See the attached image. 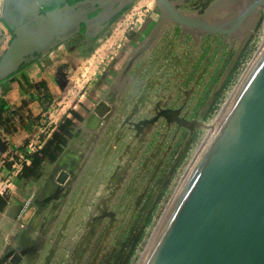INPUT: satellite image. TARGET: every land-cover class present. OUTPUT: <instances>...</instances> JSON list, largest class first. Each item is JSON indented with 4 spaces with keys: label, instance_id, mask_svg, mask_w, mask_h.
Returning a JSON list of instances; mask_svg holds the SVG:
<instances>
[{
    "label": "rangeland",
    "instance_id": "374dc122",
    "mask_svg": "<svg viewBox=\"0 0 264 264\" xmlns=\"http://www.w3.org/2000/svg\"><path fill=\"white\" fill-rule=\"evenodd\" d=\"M172 1L202 14L219 0ZM122 10L118 18L129 27L113 37L125 44L114 50L101 42L104 52L114 51L111 67L81 90L71 85L49 112L70 110L76 99L86 117L75 120L58 158L41 165L15 216L0 220V264H124L141 236L127 263L138 264L209 123L261 43L263 10L242 39L167 23L136 56L160 11L155 0ZM51 122L41 126L37 146Z\"/></svg>",
    "mask_w": 264,
    "mask_h": 264
},
{
    "label": "water",
    "instance_id": "95a60500",
    "mask_svg": "<svg viewBox=\"0 0 264 264\" xmlns=\"http://www.w3.org/2000/svg\"><path fill=\"white\" fill-rule=\"evenodd\" d=\"M70 1L20 0L24 10L19 20L12 18L14 0L5 1L3 18L14 35L0 57V80L65 36L52 20L58 13L54 6L67 10L84 4ZM132 1L99 4H117L106 14L108 21ZM244 1L219 0L195 14L180 10L175 1L155 0L160 18L137 55L167 23L198 35L246 30L264 11V0H247L236 12ZM223 9L234 15L215 20V12ZM73 20L77 31L81 23H89L81 15ZM140 264H264V45L196 157Z\"/></svg>",
    "mask_w": 264,
    "mask_h": 264
},
{
    "label": "crops",
    "instance_id": "0c3cea01",
    "mask_svg": "<svg viewBox=\"0 0 264 264\" xmlns=\"http://www.w3.org/2000/svg\"><path fill=\"white\" fill-rule=\"evenodd\" d=\"M5 1L0 0V57L14 35L3 18ZM78 1L81 0H71L69 4ZM83 1L84 4H77L73 9L63 10V6H54L58 13L52 21L58 30L65 32V36L48 50L31 56L15 72L0 80V195L5 201L0 210L1 221L15 216L34 179L22 180L18 177L21 169L18 162L20 157L25 158L39 147L41 126L52 121L54 131L64 120L62 113L65 118H71L69 109H62L58 114L49 113L59 95L65 97L71 85L81 90L87 81L93 84L98 79L96 76L111 67L112 56L108 57V54L114 51L104 52V41L110 43V48L116 44L112 30L117 25L121 26L123 19L118 18V13L108 21L105 16L117 4L109 3L104 7L99 3L105 0ZM10 5L14 8L12 18L19 20L24 10L20 0H14ZM78 15L89 19V23H81L77 31L73 19ZM54 24L50 26L53 30ZM121 44L125 43L122 41ZM51 116L54 120H50Z\"/></svg>",
    "mask_w": 264,
    "mask_h": 264
},
{
    "label": "trees",
    "instance_id": "16d2710c",
    "mask_svg": "<svg viewBox=\"0 0 264 264\" xmlns=\"http://www.w3.org/2000/svg\"><path fill=\"white\" fill-rule=\"evenodd\" d=\"M118 14H120V12ZM76 102V99H73V101L71 102V109L69 110L71 118H64V120L58 124V126L52 132L51 136L43 143L41 147L36 149L31 154L25 156V158H27L30 163L27 164V162L24 161L21 164V169L18 174V177L20 179L25 180L27 178L37 177L38 175H40V168L43 163L54 162L62 153L63 148L73 136L74 120L80 121L85 117V112L76 105ZM4 205L5 201L0 195V210ZM149 221L150 218L147 220V223ZM140 240L141 236H138L135 239L133 248L131 249L130 254L124 264L130 262L131 256L135 254V248Z\"/></svg>",
    "mask_w": 264,
    "mask_h": 264
},
{
    "label": "bare ground",
    "instance_id": "6f19581e",
    "mask_svg": "<svg viewBox=\"0 0 264 264\" xmlns=\"http://www.w3.org/2000/svg\"><path fill=\"white\" fill-rule=\"evenodd\" d=\"M247 2V0L244 1V3L242 4V6H237L236 7V12L239 11L240 9H242L245 5V3ZM228 10L226 9H223V10H218L217 12H215L214 14V19H219V18H222L223 16H227L228 14ZM256 18V17H255ZM254 18V19H255ZM254 22V20L252 21V23ZM252 25V24H251ZM250 25V26H251ZM249 28L248 27L246 30L242 31V30H237L236 32H234L232 34V37H235L237 39H242L243 37H245V35L249 32ZM264 45V22H263V30H262V36H261V43H260V46L258 48V50L255 52V54L253 55L252 59L250 60V62L247 64L246 66V69L245 71L243 72V74L241 75L240 79L238 80L237 84L235 85V87L233 88V90L230 92V95L228 96V98L226 99V101L223 103V105L221 106L219 112L215 115V117L213 118V120L209 123V133L208 135L206 136V138L202 141V143L200 144V146L198 147V149L194 152L193 154V157L191 158V160H189V162L187 163V166L185 167V171H184V174L180 177V180H179V184L176 188V191L174 193V195L172 196V198L170 199L168 205L166 206L165 208V211L163 212V214L161 215V217L158 219L157 223H156V226L154 227L153 229V232L151 234V236L149 237L148 239V242L145 246V249L144 251L141 253V257H140V260L138 262V264L141 263V261L143 260V258L145 257L146 255V252L152 242V240L154 239L172 201L174 200L180 186L182 185L185 177L187 176L190 168L192 167L196 157L198 156L199 152L201 151L202 147L204 146L205 142L207 141L208 137L210 136V134L212 133L213 129L215 128L216 124L218 123L219 119L221 118L222 114L224 113L225 109L227 108L228 104L230 103V101L232 100V98L234 97V95L236 94V92L238 91V89L240 88V86L243 84V82L245 81L248 73L251 71V69L253 68L254 64L256 63V60L262 50V47ZM94 67V66H93Z\"/></svg>",
    "mask_w": 264,
    "mask_h": 264
},
{
    "label": "built area",
    "instance_id": "2783aa9c",
    "mask_svg": "<svg viewBox=\"0 0 264 264\" xmlns=\"http://www.w3.org/2000/svg\"><path fill=\"white\" fill-rule=\"evenodd\" d=\"M121 23H122L121 26L123 25V26H125V27L127 28V27H129V23H130V21H129V20H126V19H125V20L123 19V21H121ZM119 28H120V25H119V26H118V25L115 26V28L112 30V34L115 35V34H116V31H118ZM124 38H125V37H124ZM107 42H108V41H107ZM121 42H122V39H121L120 41L117 40L116 44H112V47H114V50L117 49L118 47H120V46L122 45ZM46 124H47V123H45L44 125L46 126ZM44 125H43V126H44ZM41 131H42V130H41ZM41 131H40V132H41ZM51 131H52V129H51ZM51 131H50V133L48 134V136H51V134H52ZM52 132H53V131H52ZM33 147H34V146H33ZM34 149H37V148H34ZM24 161L27 162V159H25V158H23V157H20L18 164L21 165Z\"/></svg>",
    "mask_w": 264,
    "mask_h": 264
}]
</instances>
